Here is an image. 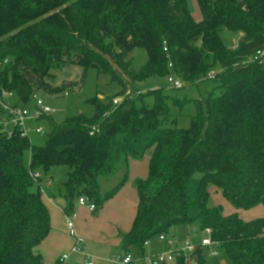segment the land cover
<instances>
[{
  "label": "trees",
  "instance_id": "16d2710c",
  "mask_svg": "<svg viewBox=\"0 0 264 264\" xmlns=\"http://www.w3.org/2000/svg\"><path fill=\"white\" fill-rule=\"evenodd\" d=\"M186 2L0 0V91L13 93L14 106L27 107L37 91L55 92L51 72L69 53L78 57L76 65L96 68L122 87L113 97L95 99L92 117H70L59 126L51 116L39 118L50 129L43 146H33L19 130L9 138L0 133V264H43L35 250L52 226L39 185L44 178L37 186L32 174L48 177L69 167L64 211L73 213L80 197L98 209L127 182L130 161L147 153V178L136 182L134 224L121 235L124 254L144 258L147 242L198 223L212 230L232 264H264V218L246 222L208 204L212 182L237 211L264 208V62L251 60L264 50V0H197L198 21ZM222 31L243 38L229 48ZM135 50L147 55L137 72L129 68ZM169 60L184 83L208 78L216 84L197 101L187 129L175 126L162 88L134 89L119 105L113 102L134 82L169 76ZM214 67L219 71L209 78ZM3 116L0 107V125ZM120 171L125 179L102 194L103 182ZM206 252L198 246L193 264H205ZM170 264L189 263L181 257Z\"/></svg>",
  "mask_w": 264,
  "mask_h": 264
},
{
  "label": "rangeland",
  "instance_id": "374dc122",
  "mask_svg": "<svg viewBox=\"0 0 264 264\" xmlns=\"http://www.w3.org/2000/svg\"><path fill=\"white\" fill-rule=\"evenodd\" d=\"M186 3L192 18L199 20L200 12L197 7V0H187ZM220 36H222L224 44L229 48H234L243 38L241 33H232L228 31H222ZM63 58V65H61L59 69H53L51 72V74H55L56 78L49 84L55 92L48 94L44 91H37V96L43 100L44 104L54 110L53 114L50 116L58 126L62 125L70 117H76L79 115L92 117L95 113L93 101L95 99H100L99 95L103 96L100 100H104L105 98L113 97L122 89L116 80L112 81L110 76L100 72L98 69L76 65L75 62H77L78 57L74 56L73 53H69ZM130 58L132 62L129 68L137 72L146 63L147 55H145L143 50H135L132 52ZM218 71V68L214 67L210 70L208 76H210V74H215ZM176 79L183 84L182 88L173 89L170 84H168L167 77L148 78L141 82H134V85L132 84L133 86L130 84L131 79H129L127 83L129 86L131 85L133 87L132 88L130 86L132 88V92L135 89L134 91H136L135 93L137 94H142L144 91L148 90H157L162 88L164 93L171 99L168 104L170 114L176 120L175 126L177 128L187 129L190 126L191 119L197 115V101L205 100L207 94L214 90L216 84L208 78H205L204 81L198 83L197 85H192L191 83L186 84L177 77ZM59 89L61 92L56 93L59 92ZM132 95L134 94L132 93ZM215 95H218V92H215ZM6 101L11 105L16 103L14 95L8 97ZM145 101L150 105L153 103V99L151 97H148ZM21 106L23 107L24 105ZM27 109L29 111V117H33L35 112L33 100L27 105ZM41 124L44 125L46 134L49 133L50 129L47 126V123L44 121L41 122ZM36 125L37 124L33 125V123L28 124V136L32 145L39 147L45 144L46 134L38 135L32 131V127ZM30 158L31 152L28 151L25 158L27 165L29 164ZM67 172H70L69 167L60 166L57 167L51 174V177L55 182L51 189L52 191L53 189L56 190L55 194H53L56 199L63 196L62 193L64 191V184L67 181ZM42 178H46V176L42 174L41 179ZM46 181H49V179ZM113 182L115 185L110 187L106 182H103L102 192L108 193L112 187H116L118 184L117 178H114ZM36 185L38 186L37 182ZM36 185L32 188L33 191L37 189ZM40 186L41 190L44 187L46 188L47 185L46 183L41 182ZM208 190L210 191L211 196L208 202L210 206L220 207L222 214L225 216L227 214H232V212H237L236 209L224 198L221 190L218 189L212 182L209 183ZM50 192L51 191H49V189L46 191L48 195ZM46 198V196H43V200L47 205ZM238 214L246 222H251L259 218H264V208H262V206H258L253 210L238 211ZM173 231V237L171 238L180 246L185 244L187 240L190 241V244L193 247L199 246L202 240L206 237L204 231L200 229L198 223L180 225V227H177ZM213 250H216L218 254L216 256L209 257V252H206L205 264H232L221 248H214ZM132 255L134 258H138L139 256L134 253H132ZM109 262H112L111 259ZM142 264L147 263L143 262Z\"/></svg>",
  "mask_w": 264,
  "mask_h": 264
},
{
  "label": "crops",
  "instance_id": "0c3cea01",
  "mask_svg": "<svg viewBox=\"0 0 264 264\" xmlns=\"http://www.w3.org/2000/svg\"><path fill=\"white\" fill-rule=\"evenodd\" d=\"M102 97V95H99L100 99ZM149 160L150 153H147L142 159H132L129 164L127 182L124 183L113 198L105 201L103 206L95 211L96 213L87 210L85 207H80L77 202L74 204L73 210L77 212L74 224L75 232L85 240L82 246L84 254L74 253L69 255V259L63 264H85L88 258L86 256H91L94 264H116L109 262V260L114 255L124 254L121 246V235L129 232L134 224L133 222L138 210L136 182L139 179L147 178ZM51 174L47 175L49 177L43 179V182L47 186L46 188H42V195L47 197V207L50 211V225L52 229L48 237L35 250L37 254L43 257V264H58L62 258L61 256L69 254L75 243L72 237L73 234L66 223L67 212L64 210L67 202L64 197V191L62 193L63 196L60 195V198L56 199L53 196L56 190L53 189L52 191L51 189L55 184ZM114 178H117L118 184L121 183L125 179L124 172L120 171L111 181L106 182L109 187L115 185L113 182ZM47 179H51L52 183L48 184ZM113 188L115 186L110 191ZM48 189L51 191L49 195L46 193ZM102 194H106V192H102ZM235 213L238 214V211ZM232 214L234 213L232 212ZM166 248L167 243H163L157 239L152 240L145 249V256L165 251ZM134 262L135 264H142L143 262L149 264L148 260L140 255L138 258H134Z\"/></svg>",
  "mask_w": 264,
  "mask_h": 264
},
{
  "label": "built area",
  "instance_id": "2783aa9c",
  "mask_svg": "<svg viewBox=\"0 0 264 264\" xmlns=\"http://www.w3.org/2000/svg\"><path fill=\"white\" fill-rule=\"evenodd\" d=\"M164 52L167 53L166 48H164ZM169 58V56H168ZM252 61H257L259 63L264 62V50L257 52V54L251 59ZM168 69L170 70V75L167 76V82L170 84V86L173 89H180L183 87V84L176 79V77L173 74V67L172 63L169 60L168 61ZM215 74H210L209 78H214ZM13 96V93L6 92V91H0V107L4 111V116L1 119V127H0V133L4 135L5 137L9 138L14 134L16 130H19L21 132V136H28V124L33 123L37 124L36 126L32 127V131H34L36 134H43L45 132V127L43 124L38 123V119L45 116H50L53 114L54 110L50 109L47 105L44 104L43 100L39 98L38 96H33V101L35 105V112L33 114V117H29V111L26 106H14L9 103H7V98ZM132 96V91L129 89L127 93L123 97H116L114 98L113 102L114 105H119L122 100L125 98H129ZM93 134V133H92ZM29 137V136H28ZM32 178L39 183V180L41 178V175L36 173L32 174ZM52 182L49 181L48 184H51ZM40 185V184H39ZM42 193V189H41ZM77 204L80 207H85L87 210H90L91 212H95L96 206L95 204L89 200V198L86 197H80L77 200ZM77 218V212L73 211V213H67L66 223L69 228V230L72 232V237L75 241L74 246L70 250L69 254L61 256L60 262L63 264L65 261L69 259V255H72L74 253H83V244L85 240L78 235L75 232V219ZM212 230L206 229L204 231L205 238L202 240L200 247L204 248L207 252H209V257L216 256L218 252L216 250H213L214 248H220V243L218 241H215L212 239L211 235ZM159 241L163 243H167L168 248L165 251L158 252L157 254H151L149 256H145L144 259H147L149 264H170L173 263L176 259H179L181 257H184L186 260V263L193 264L194 262L190 259V255L196 253V249L198 246L193 247L190 244V241L187 240L185 244L179 245L177 242H174L172 238L159 236ZM150 242H147L145 245L148 246ZM86 256V255H85ZM87 261L85 264H94L92 261V257L86 256ZM111 261L116 264H135L134 258L132 255L129 254H120V255H114L111 258Z\"/></svg>",
  "mask_w": 264,
  "mask_h": 264
}]
</instances>
